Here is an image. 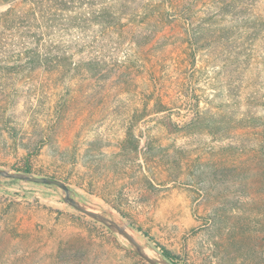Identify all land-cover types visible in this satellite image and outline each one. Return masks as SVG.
Here are the masks:
<instances>
[{"label": "rangeland", "instance_id": "1", "mask_svg": "<svg viewBox=\"0 0 264 264\" xmlns=\"http://www.w3.org/2000/svg\"><path fill=\"white\" fill-rule=\"evenodd\" d=\"M177 4L149 27L89 44L94 28L67 30L52 0H0L10 13L0 20V168L30 163L32 174L64 181L166 260L161 247L180 264H264V37L241 29L208 40L207 0ZM37 46L105 57L111 76L17 66V53ZM158 100L168 112L155 113ZM63 196L0 178V264H147Z\"/></svg>", "mask_w": 264, "mask_h": 264}, {"label": "trees", "instance_id": "2", "mask_svg": "<svg viewBox=\"0 0 264 264\" xmlns=\"http://www.w3.org/2000/svg\"><path fill=\"white\" fill-rule=\"evenodd\" d=\"M52 2V8L54 6L57 10L65 12L68 24L67 30H75L80 33L90 27L94 28V40L89 44H95V42L101 38L105 40L112 32H117L118 30L125 31L130 27L134 29L149 27L153 24L152 20L157 16L162 17L165 13L170 16L171 12L174 13L178 8L177 0H52ZM40 10L42 9L40 8ZM73 11L76 12L74 16L73 14L68 15V13H73ZM41 13L44 16L48 15L50 23L55 21L56 15L53 17V12L48 13L41 11ZM8 18H10L9 11L0 14V20L3 23L7 21ZM223 21H227V23L230 21L232 25L223 24ZM133 28L131 29L133 30ZM213 28L221 33H215ZM241 29L246 30L245 32H250L252 37L259 35L264 37V0H207L208 40H210V37L213 39L222 38L221 40H223L229 32H236ZM201 35L202 33L199 32L197 34V36H199L198 38H200ZM208 35L210 36L209 38ZM86 39L85 37L83 40L84 44L87 42ZM38 41H42V38ZM82 48L86 50L88 47L86 45ZM81 53L84 54L85 52ZM253 53L254 48L250 47L244 52V55L246 58H252ZM77 54L76 52L69 54L58 53L52 50H45L44 48L40 49V46L27 47L17 53V66L36 70L39 68H46V66L52 62L51 64H55L57 68L72 66L74 70L83 69L87 71L88 74L92 73L94 75L98 70H101L104 77L111 76L110 71H104V68H102L107 67L106 64L108 60L105 59V57H98L86 61L84 59H77ZM118 54H120V50L114 52V55L117 57ZM195 54V51H193L192 55L194 58L196 57ZM154 110L157 114L168 112L166 105L159 100L155 102ZM164 124L171 132H174L175 127H178L171 119L165 120ZM132 137V132L129 131L124 142L125 148L132 142ZM138 148L139 142L136 141L135 151H137ZM19 172L31 173L32 166L30 163H27L23 170H19ZM131 226L150 238L149 233L142 227H137L135 224ZM65 247L66 245H63L59 249V258L66 256L68 251ZM161 249L163 250V255L169 261L173 264H180L178 263V256L163 247H161ZM134 256L138 257V255ZM140 260L144 262L143 259Z\"/></svg>", "mask_w": 264, "mask_h": 264}, {"label": "water", "instance_id": "3", "mask_svg": "<svg viewBox=\"0 0 264 264\" xmlns=\"http://www.w3.org/2000/svg\"><path fill=\"white\" fill-rule=\"evenodd\" d=\"M0 178L7 180H16V181H21L36 185L57 187L64 192L63 201L66 204L73 207L75 210L79 211L80 213L94 219L95 221L102 223L112 232L125 239L129 243L134 253L138 255L140 258H142L147 264H172L159 253H158L159 259H154L151 258L149 255H147L145 253L143 246H141L123 226L109 219L104 214L100 212H96L94 209L81 204L72 196L71 189L69 188V186L60 179L54 177L36 176L32 173H27V172L9 171L3 168H0Z\"/></svg>", "mask_w": 264, "mask_h": 264}, {"label": "bare ground", "instance_id": "4", "mask_svg": "<svg viewBox=\"0 0 264 264\" xmlns=\"http://www.w3.org/2000/svg\"><path fill=\"white\" fill-rule=\"evenodd\" d=\"M95 211L104 214V215L107 216L109 219H111V220L117 222L118 224H120L121 226H123V227L128 231V233H129L131 236H133V238H134V239H135V240H136L141 246H143V248H144V250H145V253H146L147 255H149L151 258L159 259L158 252H157L154 248H151V247H149V246H147V245H143V244H141V243L138 241V237L135 235V233H134L132 230L129 229V227L127 226V224H126L124 221H122V220H121L120 218H118L117 216L115 217V216L109 215L107 212L102 211V210H100V209H96Z\"/></svg>", "mask_w": 264, "mask_h": 264}]
</instances>
